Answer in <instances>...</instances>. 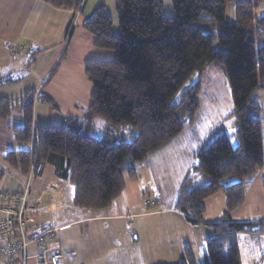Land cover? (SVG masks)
<instances>
[{
  "label": "trees",
  "instance_id": "1",
  "mask_svg": "<svg viewBox=\"0 0 264 264\" xmlns=\"http://www.w3.org/2000/svg\"><path fill=\"white\" fill-rule=\"evenodd\" d=\"M45 1L75 12L83 0ZM171 2L169 16L163 0H117L118 35L104 5L81 24L96 47L114 53L111 60L85 61L93 90L82 120L69 119L65 126L35 125L39 92L17 100L1 98V118L19 105L24 111V124L11 127L14 138L26 145L34 142L32 150L11 151L6 158L22 174L31 168L33 179L52 166L61 180L74 186L77 207L108 208L124 191L126 177L137 178V164L194 122L201 73L217 62L232 91L238 143L233 146L227 132L217 130L199 150L183 182L175 209L191 224L211 227L214 236L200 244L198 260L186 245L178 264H241L238 235L264 233V220L232 217L246 199L241 179L264 165L262 123L250 111L259 109L253 98L264 87V0ZM230 2L235 5L234 22L226 17ZM11 82L10 77H0V83ZM231 177L238 180L226 184ZM30 188L29 202H34ZM218 192L226 196L227 210L219 220L205 221V200Z\"/></svg>",
  "mask_w": 264,
  "mask_h": 264
},
{
  "label": "crops",
  "instance_id": "2",
  "mask_svg": "<svg viewBox=\"0 0 264 264\" xmlns=\"http://www.w3.org/2000/svg\"><path fill=\"white\" fill-rule=\"evenodd\" d=\"M102 4H104V6L108 5V1L86 0L78 21L79 23L72 29L71 23L73 22L75 14L72 9L57 8L45 0H0V14H3V8L6 6L5 10H8L7 13L11 12L12 19H18L20 23L17 33L14 35L16 36V39L14 40L16 41V44L11 45L12 43L10 41L4 40V37L8 35L9 26L8 24H1L3 16H0V77L7 76L13 81L11 83H0V86L5 84L12 88L10 91L1 90L2 88H0V99L8 98L17 100L30 91H34L35 93L39 92V96H35L33 108V122L35 125L65 126L68 124L69 119H77L78 121L82 120L91 103H89L87 97H84V94L90 89L91 83L85 73V61L87 59L111 60L113 58V51L96 47L94 45L93 36L81 25L89 18V16H85L87 7L91 8L93 11L95 7ZM163 4L164 11L165 5L169 9L172 6L170 0H163ZM26 10H28L27 14H25ZM67 40L68 42L66 44ZM20 45H23V47L17 48L15 51L13 50L16 54L22 52L21 58L17 59L18 63L16 64L14 61L12 63L16 64L14 66L9 64L10 62L8 65L5 64V61L8 60V55L5 54L12 46L17 47ZM39 65L43 66L39 67ZM22 68L28 70V74H26L27 78H25L24 74L15 75V73ZM39 68L43 71L38 72L37 69ZM53 69H56V72L51 75ZM16 89L20 90L16 92ZM10 92L13 93L11 94ZM19 107L21 110L14 113ZM14 114H17L16 118L13 117ZM55 116L58 118V124L51 122ZM196 118L192 124L186 123L183 131L170 143L160 150L150 153L145 161L137 164L138 166L147 163V166H144L143 170L151 169L154 172V175L152 174L149 179L152 181V189L158 191L157 193L159 197L157 196L156 198H158L159 201H164V194L167 193L166 191L159 190L163 184V188L168 189V184H166L168 183L166 182L168 179L165 177L170 172L179 175L173 181L175 191L173 193L168 192L171 199L167 208L141 212H156L162 215L169 213L168 217L162 218L161 223L172 227V231L174 232H182L185 230L195 232V229L192 228H196L197 226L198 228L200 227V225L191 224L183 213L175 209V203L180 189L186 176H188L193 170L199 150L207 142V139H209L212 130L216 129V126L209 127L205 130H201L199 133L200 125L198 118ZM23 124L24 111L20 105L14 109L10 116L6 118L0 117V168L3 170V174L0 176V188L11 192H17L24 190L29 184L32 186L33 197L42 200L41 213H39V216L37 217L40 222V227L44 228L53 226L59 228L58 232L61 244L65 250L69 251L60 264H74V258H72L73 252L70 248H66L69 237L63 232L74 222L86 220L92 222L96 221L97 218H113L118 217L119 215L113 214L112 212L110 214H101L99 213L100 211L96 210L102 209L93 208L94 210L91 212L87 211L89 213H86L85 215L80 214L78 217L72 218L69 216L70 214L67 209L71 206L72 208L73 206H76L74 204L75 190L73 189V185H70L72 187L69 190V184L66 183L68 180H61L55 174L52 166H47L43 176L37 179H33L31 168L27 175L11 168L6 158L8 152H18L25 148L32 150L34 146L33 141H31L29 145H26L18 142L14 138L11 127L22 126ZM236 128L237 121L235 130L231 135L234 136L232 138L235 139H237L235 134ZM228 136L230 138V134H228ZM157 161H159V165L156 164ZM166 167H169L170 170L165 173L164 168ZM140 178L141 175L139 178L137 176L134 180L126 177L125 189L118 198H120L129 187L128 182L136 187L138 186V180ZM62 182L64 183L63 188H65V193L63 195L56 191L47 190L48 185L56 183L62 185ZM243 183L246 199L245 202L233 212L232 217L235 221H249L246 217L239 216L241 214L239 212L244 208L249 197L250 202L253 203L254 207L262 208L264 201V165L257 169L254 174L245 177ZM225 197L226 196L223 192H218L205 200V215L208 216V212L212 210H217L221 213L218 217L209 216L210 220H217L223 216L222 207L225 206ZM117 199L110 207H108L109 209L106 210L112 211ZM52 205H55V210L51 209ZM77 210V212L72 211V213L79 214L82 212L79 211V209ZM235 212H238L239 214H236ZM138 215L140 214L138 213ZM257 235L258 239L254 242L252 237L256 238ZM260 239L264 240V233H242L241 247L243 248L244 244L247 245V242H254V247H257ZM162 244H164V241H162ZM259 249L261 251L263 250V252L257 256V260L254 264H261V261L264 260V243H262V246ZM29 250L34 252V254L31 255L32 257H35L34 255L38 252V247L32 245ZM128 260L130 261L129 256ZM2 261L3 260L0 259V264H3ZM241 261H243V258H241Z\"/></svg>",
  "mask_w": 264,
  "mask_h": 264
},
{
  "label": "rangeland",
  "instance_id": "3",
  "mask_svg": "<svg viewBox=\"0 0 264 264\" xmlns=\"http://www.w3.org/2000/svg\"><path fill=\"white\" fill-rule=\"evenodd\" d=\"M107 1L108 5H105V7L107 13L113 20V33L118 35L119 17L117 13V0H102V2ZM99 6L95 7L93 11L91 8L87 7L85 16L90 17L95 9ZM5 9L6 6L3 8V14H0V16H3V21L1 24H8L9 26L8 35L4 37V40L10 41L12 43L11 45H13L16 44V41H14L16 36L14 35H16L20 23L18 19L13 20L12 13H7L8 10ZM27 11L28 10L25 11V14H27ZM164 12L169 16L172 15L173 6H171L169 9L165 5ZM5 14L7 16V20ZM226 17L228 21H235V5L232 2L228 3L227 5ZM78 23L79 22H77L73 27H76ZM67 42L68 40L66 41V44ZM215 43V46H218V40H216ZM22 47L23 45L17 47L12 46L11 49L5 54L8 55V60L5 61V64L8 65L9 62V64H12L14 61L17 64V59L21 58L22 52L16 54L14 51L17 48ZM15 63L12 65H16ZM42 66L43 65H39V67ZM37 71L41 72L43 70L39 68ZM17 74H24L25 78H27L26 74H28V70L22 68L18 70L17 73H15V75ZM201 74L202 91L199 95L200 107L196 114L200 125L199 133L201 130L216 126V129L212 130L209 139L212 138V134L216 133L217 130H224L230 134V138L233 143L232 145L236 146L238 141L237 139L232 138L234 136H231L236 125V119L234 116L235 105L226 72L219 63L215 62L211 65V67H209V69H206ZM0 88H2L1 90L5 91H10L12 89L10 86L5 84L1 85ZM19 90L20 89H16V92ZM92 90L93 87L90 83V89L84 94V97L88 98L89 103L91 102ZM10 93L12 94L13 92ZM253 100L257 103L259 109L254 111L252 108H250V111L254 115L258 116L261 120L264 133V87L257 89ZM20 110L21 108L19 107L14 113L19 112ZM13 117L16 118L17 114H14ZM51 122L58 124V118L55 116ZM156 164L159 165V161H157ZM144 166H147V163L145 165L137 166L138 178L141 175V178L138 180V186H132V183L130 184L128 182L129 187L124 192V194L117 199L112 211L106 210L109 208L96 210L100 211L99 213L101 214H110L112 212L113 214L119 215L118 217L97 218L96 221L92 222L90 220L74 222L67 230L64 232L62 231L64 234H67V237H69L66 248H70V250H72L74 264H178L185 256L184 246L188 245L189 243L191 244H189V246L197 256L196 260L199 259L197 249L203 241L214 236L212 228L205 224H200L199 228L198 226L196 228H192L195 229V232L187 230L182 232H174L172 231V227L161 223L162 218L168 217L169 213L166 215L156 212L141 213L167 208L171 199L168 192L173 193L175 191L173 181L177 176H179L177 173L172 174V172H170L165 177L168 179V181H166L168 182L166 183L168 184V189L163 188L164 184L161 186V188H159V190L167 192L164 194V201H159L158 198H156L158 196V191L152 189V181L149 179L152 174L154 175V172L151 169L143 170ZM169 170V167L164 168L165 173L169 172ZM243 179L241 180L243 181ZM237 180V178L231 177L225 179L224 182L226 184H230ZM66 183L69 184L68 187L70 190L72 187L70 186L71 184L69 182ZM61 186L63 187L64 183ZM77 209L82 212L79 214H73L72 211L77 212ZM92 210L94 209H82L76 206H73V208L71 206L67 209L68 213L70 214L69 216L72 218L78 217L80 214L85 215L86 213H89L87 211L91 212ZM222 210L224 213L227 210L226 197L225 206L222 207ZM223 211L222 214H224ZM138 213L140 215H138ZM235 213H241L239 216L246 217L249 219V221H258L260 219L264 220V201L262 208H257L253 206L252 202H250L249 197L248 202L245 204L244 208L241 209V212ZM220 214L221 213H219L217 210L209 211L208 216L204 214V220L210 222L217 221L219 219L210 220L209 216L218 217ZM241 236L242 234L238 235L239 248L241 252L240 254L241 258H243L241 264H254L257 260V256L263 252V250L261 251L259 248L262 246V243H264V240L260 239L258 242L259 245L254 247V242L256 239H258L257 235L256 238L252 237L254 242H247V245L244 244L242 248ZM162 241H164V244H162ZM28 253L30 255L34 254V252H31L30 250ZM128 256L130 261L128 260ZM26 264H38V258H29ZM261 264H264V260L261 261Z\"/></svg>",
  "mask_w": 264,
  "mask_h": 264
},
{
  "label": "built area",
  "instance_id": "4",
  "mask_svg": "<svg viewBox=\"0 0 264 264\" xmlns=\"http://www.w3.org/2000/svg\"><path fill=\"white\" fill-rule=\"evenodd\" d=\"M86 0L75 11L73 26L79 21ZM3 170L0 168V176ZM26 186L23 192H11L0 188V259L3 264H26L32 257L29 248L38 247L34 255L38 264H60L69 251L65 250L59 238L58 227H40L37 217L41 213V201L29 202L31 188ZM48 191L64 194L61 185L50 184ZM55 210V205L51 206Z\"/></svg>",
  "mask_w": 264,
  "mask_h": 264
}]
</instances>
